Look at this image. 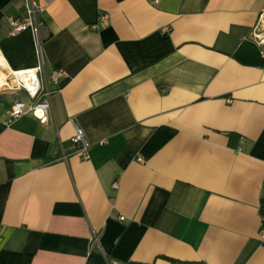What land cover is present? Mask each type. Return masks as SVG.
Wrapping results in <instances>:
<instances>
[{
    "label": "crops",
    "instance_id": "obj_1",
    "mask_svg": "<svg viewBox=\"0 0 264 264\" xmlns=\"http://www.w3.org/2000/svg\"><path fill=\"white\" fill-rule=\"evenodd\" d=\"M26 1L0 60L52 95L0 92V264H264V0H36L12 36Z\"/></svg>",
    "mask_w": 264,
    "mask_h": 264
},
{
    "label": "built area",
    "instance_id": "obj_2",
    "mask_svg": "<svg viewBox=\"0 0 264 264\" xmlns=\"http://www.w3.org/2000/svg\"><path fill=\"white\" fill-rule=\"evenodd\" d=\"M27 19L19 21L14 18H9L8 22L12 27L11 35L15 36L27 29H32L35 35H38L37 16L43 11V7L36 0H27ZM155 4L159 0H154ZM109 20L107 14L101 17V22L106 25ZM260 45H264V11L259 17V21L253 29L252 36ZM65 76L64 71H54L50 76L51 82L58 84L59 80ZM45 79L44 62L41 58L40 65L31 70L12 71L7 66L0 62V92L1 91H19L25 92L30 99V104L17 103L11 111L12 121L19 119L25 115L31 114L41 123L49 122V99L52 91L43 86ZM73 143L77 147V153L83 161L90 159V143L85 139L82 132L77 129L76 136L73 138ZM106 141H101L104 144ZM259 234L264 238V225ZM1 239V233H0ZM91 246L99 248V236L93 233Z\"/></svg>",
    "mask_w": 264,
    "mask_h": 264
},
{
    "label": "bare ground",
    "instance_id": "obj_3",
    "mask_svg": "<svg viewBox=\"0 0 264 264\" xmlns=\"http://www.w3.org/2000/svg\"><path fill=\"white\" fill-rule=\"evenodd\" d=\"M2 60H0V62H1ZM2 63V62H1ZM6 66V65H5Z\"/></svg>",
    "mask_w": 264,
    "mask_h": 264
},
{
    "label": "trees",
    "instance_id": "obj_4",
    "mask_svg": "<svg viewBox=\"0 0 264 264\" xmlns=\"http://www.w3.org/2000/svg\"><path fill=\"white\" fill-rule=\"evenodd\" d=\"M232 138V137H231Z\"/></svg>",
    "mask_w": 264,
    "mask_h": 264
}]
</instances>
